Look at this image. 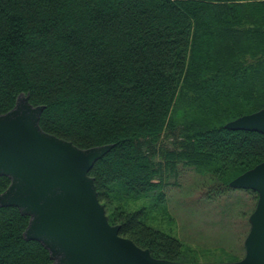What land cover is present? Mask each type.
Instances as JSON below:
<instances>
[{
	"label": "trees",
	"instance_id": "1",
	"mask_svg": "<svg viewBox=\"0 0 264 264\" xmlns=\"http://www.w3.org/2000/svg\"><path fill=\"white\" fill-rule=\"evenodd\" d=\"M20 94L44 107V132L113 145L89 176L109 223L152 257L199 262L125 205L150 197L169 219L166 190L185 169L208 200L235 194L243 205L225 211L248 232L257 195L228 183L264 160V135L224 125L264 108V0H0V114ZM28 219L0 207V264L51 263L24 238Z\"/></svg>",
	"mask_w": 264,
	"mask_h": 264
},
{
	"label": "water",
	"instance_id": "2",
	"mask_svg": "<svg viewBox=\"0 0 264 264\" xmlns=\"http://www.w3.org/2000/svg\"><path fill=\"white\" fill-rule=\"evenodd\" d=\"M43 106H33L20 94L14 106L0 114V176L9 186L0 207H15L27 216L26 240L39 242L50 264H264V160L228 183L256 193L244 255L230 262L191 263L151 256L148 249L119 235L109 223L89 172L113 145L81 149L44 132L39 126ZM232 131L264 135V108L224 125Z\"/></svg>",
	"mask_w": 264,
	"mask_h": 264
},
{
	"label": "rangeland",
	"instance_id": "3",
	"mask_svg": "<svg viewBox=\"0 0 264 264\" xmlns=\"http://www.w3.org/2000/svg\"><path fill=\"white\" fill-rule=\"evenodd\" d=\"M205 181L206 178L194 170L181 171L177 179L178 185L168 187L166 190L163 205L164 210L171 216L169 219H166L163 208L154 204L150 197L126 199L127 211L144 207L146 224L180 240L186 248L197 254L199 262H230L235 258L240 260L244 255L243 241L248 232L241 229V221L237 214L234 215L232 211L227 212L225 209L227 207L239 209L243 204L239 202L234 205L232 200L236 195L233 193L226 195L230 197L229 201H225L224 198L208 200L209 198L205 196L207 186L205 189L202 188ZM233 192H238V196L247 199L240 191ZM240 236L243 239H239Z\"/></svg>",
	"mask_w": 264,
	"mask_h": 264
},
{
	"label": "bare ground",
	"instance_id": "4",
	"mask_svg": "<svg viewBox=\"0 0 264 264\" xmlns=\"http://www.w3.org/2000/svg\"><path fill=\"white\" fill-rule=\"evenodd\" d=\"M174 223V222H173Z\"/></svg>",
	"mask_w": 264,
	"mask_h": 264
}]
</instances>
